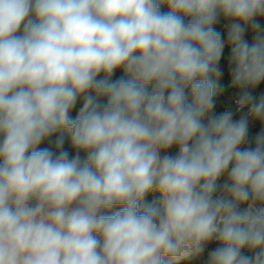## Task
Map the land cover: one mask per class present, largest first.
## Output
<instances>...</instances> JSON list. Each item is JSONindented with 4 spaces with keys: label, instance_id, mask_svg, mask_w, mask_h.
I'll return each mask as SVG.
<instances>
[{
    "label": "clouds",
    "instance_id": "obj_1",
    "mask_svg": "<svg viewBox=\"0 0 264 264\" xmlns=\"http://www.w3.org/2000/svg\"><path fill=\"white\" fill-rule=\"evenodd\" d=\"M261 20L264 0H0V264H264Z\"/></svg>",
    "mask_w": 264,
    "mask_h": 264
},
{
    "label": "built area",
    "instance_id": "obj_2",
    "mask_svg": "<svg viewBox=\"0 0 264 264\" xmlns=\"http://www.w3.org/2000/svg\"><path fill=\"white\" fill-rule=\"evenodd\" d=\"M164 12H166V11H168V9L166 8V10L164 9L163 10ZM227 24H228V22H224V21H221L220 20V22L215 26V28H216V30L217 31H220L221 33H222V36L225 38V35H226V33H227ZM226 39V38H225ZM228 52H229V49L227 50V49H225V57L228 55ZM222 63H226L225 62V60H223L222 59V61H221V64ZM229 80L227 79V81H225V84H224V88H225V92H224V94L226 95V97H227V105H228V108L226 109L225 107H224V104H221V102L220 103H218L219 105H218V108H217V111H224V110H232V111H234L235 112V109H236V105H235V103H234V100L236 99V91L235 90H230L229 89ZM78 113V111L77 112H75V113H73L72 114V116L73 117H75V115ZM239 113H236V116H234V118H238L239 117ZM260 131V127L259 126H252L251 124H250V130H249V138H250V141H252V146L254 147V137H255V135L258 133ZM65 143L67 144V146H68V150H69V153H70V155H74V153H73V151H72V149H71V147H70V143H69V141H68V139L66 138V140H65ZM46 145V142L44 141V142H42L41 143V145L39 146V147H42V146H45ZM169 154H172V152H171V149L169 150ZM82 155V157H83V153L81 154ZM224 182V178H222L221 179V181H220V183H223ZM220 193H217V195H219ZM157 196H158V193H151V194H149L147 197H146V200H145V202L147 203V201H149L148 203H151L154 199H156L157 198ZM115 210V209H114ZM113 210V211H114Z\"/></svg>",
    "mask_w": 264,
    "mask_h": 264
},
{
    "label": "crops",
    "instance_id": "obj_3",
    "mask_svg": "<svg viewBox=\"0 0 264 264\" xmlns=\"http://www.w3.org/2000/svg\"><path fill=\"white\" fill-rule=\"evenodd\" d=\"M166 8H167L166 6H161V11L164 12L163 10H164V9L166 10ZM221 21H224V20L221 19ZM224 22H227V21H224ZM260 22H261L262 24H264V20H261ZM225 38H227V33H226V35H225ZM245 38L248 39L249 42H251V41H252V35H251V33H246V37H245ZM226 49L228 50V48H226ZM221 68H222V69H226V63H222V64H221ZM123 75H124V73H123L122 70H117V71L114 73V75H113V79H117V78H119V77H121V76H123ZM101 78H102V76H101ZM125 78H127V77H125ZM227 79H228V78H227V75H225V76L221 79L220 83H221V85H222L223 87H224L225 81H227ZM261 91H264V85H262V86H261V89L258 90V91H256L255 94H256V95H259ZM217 99H218V102H219V103L221 102V104H225V102H227V97H226L225 94H222V95L218 96ZM101 102H103V98H101ZM82 105H83V100L81 99V100H79V101L77 102L76 108L73 109L71 115H72L73 113L79 111V109L82 107ZM218 105H219V104H218ZM56 135H58V134H54L53 137H51L49 140L45 141V142H46V145H45V146H42V147H40V148H50V149H52V150H55V145H54L53 141L56 139ZM64 147H65V150H68V146H67V144H65ZM68 151H69V150H68ZM177 151H178V149L175 148V147H173V148L171 149V152H172L173 155H174ZM148 202H149V201H147V203H148ZM113 210H114V209H113ZM214 246H215V245H211L210 247H214ZM206 258H207V250H206L204 256H203L201 259L192 260V261H182L181 264H204V261L206 260Z\"/></svg>",
    "mask_w": 264,
    "mask_h": 264
},
{
    "label": "trees",
    "instance_id": "obj_4",
    "mask_svg": "<svg viewBox=\"0 0 264 264\" xmlns=\"http://www.w3.org/2000/svg\"><path fill=\"white\" fill-rule=\"evenodd\" d=\"M66 144V143H65Z\"/></svg>",
    "mask_w": 264,
    "mask_h": 264
}]
</instances>
